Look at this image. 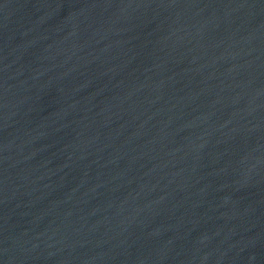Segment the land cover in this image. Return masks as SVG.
Segmentation results:
<instances>
[{
	"label": "water",
	"instance_id": "water-1",
	"mask_svg": "<svg viewBox=\"0 0 264 264\" xmlns=\"http://www.w3.org/2000/svg\"><path fill=\"white\" fill-rule=\"evenodd\" d=\"M0 264H264V0H0Z\"/></svg>",
	"mask_w": 264,
	"mask_h": 264
}]
</instances>
